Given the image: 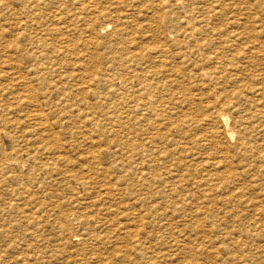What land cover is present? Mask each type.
<instances>
[{
    "label": "rangeland",
    "instance_id": "obj_1",
    "mask_svg": "<svg viewBox=\"0 0 264 264\" xmlns=\"http://www.w3.org/2000/svg\"><path fill=\"white\" fill-rule=\"evenodd\" d=\"M261 128L264 0H0V264H264Z\"/></svg>",
    "mask_w": 264,
    "mask_h": 264
},
{
    "label": "bare ground",
    "instance_id": "obj_2",
    "mask_svg": "<svg viewBox=\"0 0 264 264\" xmlns=\"http://www.w3.org/2000/svg\"><path fill=\"white\" fill-rule=\"evenodd\" d=\"M200 1H201V0H200ZM178 5H180V4H178ZM178 5H176V6H178ZM210 5H211V4H210ZM180 6H181V5H180ZM214 6H215V4H214ZM212 8H213V7H211V9H212ZM178 9H179V8H178ZM183 10H185V9H183ZM214 10H215V8H214ZM208 11L211 12L212 10H211V11L208 10ZM215 11H217V10H215ZM215 11H212V12L214 13ZM218 13H219V12H218ZM214 15H215V14H213V16H214ZM220 16H222V15H220ZM219 18H220V17H219ZM227 20H229V19L227 18ZM230 20H231V19H230ZM190 21H193V19H192V20L190 19ZM179 22H182V21H179ZM230 22H232V24H233V21H230ZM230 22H228V23H230ZM179 24H180V23H179ZM177 25H178V23H177ZM191 25H192V24H191ZM109 27H110V24H105V25H101V26H99V29H100L101 32H104V31L107 30ZM190 27H191V26H190ZM187 28H188V27H187ZM185 29H186V28H185ZM190 29H191V31H190ZM201 29H202L201 27H198V28H194V27H193V30H192V28H189L190 33H189L188 30H187V32H188V36H189V37H192V36L194 37L195 34H198V35L201 34L202 32H201V33H200V32L197 33V31H196V30L202 31ZM203 29H204V28H203ZM185 33H186V31H185ZM213 34H214V33H213ZM184 35H185V34H184ZM214 35H217V36H218L219 34H216V33H215ZM186 37H187V36H186ZM195 38H197V37H195ZM192 39H193V38H192ZM187 41H188V40H187ZM187 41H186V42H187ZM195 41L198 43V40H195ZM188 42H189V41H188ZM193 42H194V41H193ZM187 45H188V44H187ZM195 46H199V45L196 44ZM202 47H203V45H202ZM204 47H206V46H204ZM204 47H203V48H204ZM203 48H200V49H203ZM197 49H198V48H197ZM200 49L198 50L199 52H200ZM160 51H161V50H160ZM198 51H196V52H198ZM196 52H195V53H196ZM193 53H194V52H193ZM119 87H120V88H116V89H117V90H120L121 87H123V86L119 85ZM123 90H124V89H123ZM123 90H122V91H123ZM122 91H121V92H122ZM118 92H119V91H118ZM126 92H128V90L123 91V93H126ZM146 105H148L149 108H152L153 103H152V102H149V100L146 99V100L144 101V104H143L141 107H144V106H146ZM134 110H135V109H134ZM132 113H133V111H132ZM135 113H136V112H135ZM139 114H140V113H139ZM143 114H144V113H143ZM141 115H142V114H141ZM33 118H34V117H33ZM41 118H43V117H41ZM41 118H39V120H41ZM34 119H38V118H34ZM218 119H219L220 122H221V123H220V124H221V127H222V130H221V131H223V133H224L223 135H224L226 138H225L222 134H221V135L225 138V140L227 139L229 142H234V141H235V132L233 131L232 126L230 125V121H229V117H228V115H227L226 113H224V112H221V113L218 115ZM246 119H248V118H246ZM29 120H30V117H29ZM31 121H32V120H31ZM35 121H37V120H35ZM32 122H33V121H32ZM35 123H36V122H35ZM39 123H40V121H39ZM218 123H219V122H218ZM33 124H34V123H33ZM37 125H38V124H37ZM41 125H42V124H41ZM41 125H40V127H41ZM159 125H160V124H159ZM159 125L157 124V127L155 128V130H158V126H159ZM217 125H218V124H217ZM217 125H216V126H217ZM248 125H250V124H248ZM216 126H215V127H216ZM35 127H37V126L35 125ZM42 127H43V126H42ZM160 127H161V125L159 126V128H160ZM182 127H183V126H182ZM198 127H200V126L198 125ZM219 127H220V126H219ZM245 127H246V126H245ZM194 129H195V128H193V130H194ZM216 129H218V128H216ZM219 129H220V128H219ZM256 129H258V128H256ZM261 129H264V128H261ZM193 130H192V131H193ZM213 130H214V129H213ZM213 130H212V131H213ZM245 130H246V129H245ZM258 130H259V129H258ZM243 131H244V130H243ZM260 131L263 132V130H260ZM213 132H214V131H213ZM244 132H245V131H244ZM221 133H222V132H221ZM256 133H257V132H256ZM258 133H259V132H258ZM258 133H257V134H258ZM247 134H248V133H247ZM260 134H261V133H260ZM215 135H216V134H215ZM219 135H220V134H219ZM253 135H254V134H253ZM258 136H260V135L258 134ZM185 137H186V136H183V133H182V136L179 137V138H184V139H185ZM199 137H201V136H199ZM199 137H197L198 140H200ZM204 137H206V136H204ZM218 137H219V136H218ZM260 137H261V136H260ZM138 138H139V137H138ZM149 138H151V137H149ZM202 138H203V137H202ZM257 138H258V137H257ZM145 139L148 140V138H145ZM143 140H144V139H143ZM146 140H144V141L146 142ZM186 140H188V138H187ZM191 140H192V139H191ZM191 140H190V142H191ZM223 140H224V139H223ZM227 140H226V141H227ZM154 141H155V140H154ZM206 141L208 142V140H206ZM206 141H205V142H206ZM147 142H149V140H148ZM188 142H189V141H188ZM194 142H195V141H194ZM157 143H159V142H156V144H157ZM192 143H193V142H192ZM192 143H191V144H192ZM195 143H196V142H195ZM197 143H198V142H197ZM208 143H209V142H208ZM212 143H213V145H214V143H215L216 145H219L218 142H215V141H212ZM150 144H151V143H150ZM156 144H154V146H155ZM199 144H201V143H199ZM206 144H207V143H206ZM152 145H153V144H152ZM158 145H159V144H158ZM160 145H161V144H160ZM193 145H194V143H193ZM195 145H196V144H195ZM202 145H203V142H202ZM208 145H209V144H208ZM241 145H242V144H241ZM161 146H162V145H161ZM189 146H192V145L189 144ZM204 146H205V145H204ZM244 146H245V144H244ZM143 147H144V146H143ZM206 147H207V145H206ZM241 147H242V146H241ZM246 147H247V146H246ZM144 148H145V147H144ZM154 148H155V147H154ZM142 150H143V149H142ZM148 150H149V149H148ZM148 150H146V151H148ZM152 150H153V149H152ZM243 150H244V148H243ZM146 151H145V152H146ZM149 151H151V150H149ZM244 151H245V150H244ZM160 152H162V151H160ZM155 154H157V153H155ZM158 154H159V153H158ZM148 155H149V153H148L146 156H148ZM154 156H155V155H154ZM210 157H211V156H210ZM212 157H214V155H213ZM146 158H147V157H146ZM150 158H151V156H150ZM152 158H153V157H152ZM160 158H161V155H159V156L157 155V156H156V161L158 162V159H160ZM220 158H221V157H220ZM222 158H224V157H222ZM153 159H155V158H153ZM161 159H162V158H161ZM17 160H18V159H17ZM17 160L14 159V158H10V157L6 158V159H5V161H6L5 164H2V165L0 166V175H2V172H3L4 170H6L5 168H6L7 166H10V167H11V165H17V164H18V161H17ZM162 160H163V159H162ZM221 160H222V159H221ZM225 160H226V159H225ZM153 161H154V160H153ZM210 161H211V163H212V160H210ZM216 161H217V160H216ZM226 161H227V160H226ZM21 162H22V161H21ZM148 162H149V161H148ZM154 162H155V161H154ZM160 162H161V161H160ZM160 162H159V163H160ZM217 162H220V160L217 161ZM3 163H4V162H3ZM215 163H216V162H215ZM215 163H214V164H215ZM221 163H222V162H221ZM223 163H224V162H223ZM228 163H229V162H228ZM148 164H149V163H148ZM148 164H147V165H148ZM229 164H230V163H229ZM149 165H150V164H149ZM152 165H153V164H152ZM216 165H217V163L215 164V166H216ZM223 165H224V164H223ZM213 166H214V165H213ZM215 166H214V167H215ZM221 166H222V165H221ZM221 166H219V168L216 166V168L220 169ZM211 167H212V165H211ZM8 168H9V167H8ZM12 168H13V166H12ZM12 168H11V169H12ZM174 168H175V167H174ZM146 169H147V168H146ZM166 169H168V168H166ZM212 169H213V168H211V170H212ZM214 169H215V168H214ZM14 170H15V169H14ZM14 170L11 171V172H14ZM20 170H21V169H20ZM20 170H19V171H20ZM147 170H149V168H148ZM147 170H146V172H147ZM7 171H8V170H7ZM7 171H5V172H7ZM9 171H10V169H9ZM29 171H30V170H29ZM29 171H26V172H29ZM170 171H171V170H170ZM174 171H179V170H174ZM11 172H8V173L11 174ZM16 172H17V171H16ZM144 172H145V171H144ZM148 172H149V171H148ZM148 172H147V173H144V174H141V175L143 176V179H144V181L142 182L141 185H144L145 188H149L150 186L152 187V185L155 184L154 179H152V178L150 177V175H149ZM8 173H7V174H8ZM20 173H21V171H20ZM169 173H172V172H169ZM173 173H174V172H173ZM10 174H8V175H10ZM17 174H18V172H17ZM23 174H24V173H23ZM25 174H27V173H25ZM31 174H33V173L30 171V175H31ZM175 174H176V173H175ZM27 175H29V174H27ZM18 176H19V174H18ZM18 176L16 175V177H18ZM25 176H26V175H24V177H25ZM31 176H32V175H31ZM171 176H172V175H171ZM210 176H212V180H213V177H220V178H222V174H212V175H210ZM210 176H209L208 178H210ZM9 177H10V176H9ZM145 177H146V178H145ZM173 177L177 179V178H181L182 176L179 175V174H178V175L176 174V176L173 175ZM2 178H3V176L1 177V179H2ZM4 178H5V177H4ZM6 178H7V177H6ZM147 178H148V179H147ZM171 178H172V177H171ZM14 179H15V178H14ZM16 179H17V178H16ZM16 179H15V180H16ZM18 179H19V178H18ZM22 179H23V178H22ZM30 179H31V178H30ZM32 179H34V178H32ZM35 179H36V178H35ZM139 179H140V178H139ZM143 179H140V180H143ZM210 179H211V178H210ZM214 179H215V178H214ZM3 180H5V179H3ZM8 180H9V178H8ZM18 181H19V180H18ZM18 181H17V183H18ZM29 181H30V180H29ZM13 182H15V181H12L11 183H13ZM27 182H28V181H27ZM151 182H152V183H151ZM0 183H1V181H0ZM7 183H8V181H7ZM7 183H6V184H7ZM20 183H21V182H20ZM2 184H3V183H2ZM6 184H5V185H6ZM28 184H30V186H31V182H30V183L28 182L27 185H28ZM0 185H1V184H0ZM16 185H17V184H16ZM20 185H21V184H20ZM20 185H19V186H20ZM11 186H12V185H11ZM24 187H26V184L24 185ZM6 188H7V186H6ZM8 188H9V187H8ZM8 188H7V189H8ZM27 188H28V187H27ZM27 188H26V191H28ZM7 189H6V190H7ZM14 189H16V188H14ZM19 189H20V188H19ZM19 189H17V190H19ZM22 189H24V188H22ZM22 189H21V190H22ZM0 190H2V189H0ZM21 190H20V191H21ZM24 190H25V189H24ZM24 190H22V191L24 192ZM29 190H30V188H29ZM8 191H9V189H8ZM8 191H7V192H8ZM11 191H12V189H11ZM11 191H9V192L11 193ZM26 191H25L24 193H26ZM169 191H170V190H169ZM15 192H16V191H15ZM15 192H14V193H15ZM17 192H18V191H17ZM170 192H171V191H170ZM0 193H1V192H0ZM10 193H9V194H10ZM28 193H29V192H28ZM28 193H26V194H28ZM2 194H3V193H2ZM9 194H8V196H9ZM4 195H6V194H4ZM12 195H14L13 192H12ZM18 195L21 196V194H19V193H18ZM115 195H116V194H115ZM115 195H114V196H115ZM172 195H173V194H172ZM2 196H3V195H2ZM2 196H1V197H2ZM16 196H17V194H16ZM28 196H29V195H28ZM4 197H5V196H4ZM6 197H7V196H6ZM10 197H11V195H10ZM21 197H22V196H21ZM15 198H16V197H15ZM15 198H14V199H15ZM17 198H18V197H17ZM19 198H20V197H19ZM112 198H113V197H112ZM114 198H115V197H114ZM1 199H2V198H1ZM3 199H4V198H3ZM8 199H10V198H8ZM12 199H13V198H12ZM103 199H104V198H103ZM103 199H102V200H103ZM105 199H106V198H105ZM6 200H7V199H6ZM6 200H5V201H6ZM16 200H17V199H16ZM19 200H21V199H19ZM183 200H184V199H183ZM5 201H4V202H5ZM10 201H11V200H9V202H10ZM21 201H22V200H21ZM28 201H29V199H28ZM103 201H104V200H103ZM103 201H102V202H103ZM108 201H109V200H108ZM151 201H152V200H151ZM4 202L2 201V203H4ZM7 202H8V201H7ZM22 202H24V201H22ZM22 202L19 203V204H22ZM80 202H81V201H80ZM84 202H85V201H84ZM0 203H1V202H0ZM2 203H1V205L3 206ZM12 203H13V202H12ZM17 203H18V202H17ZM85 203H86V202H85ZM88 203H89V202H88ZM105 203H106V201H105ZM151 203H153V202H151ZM5 205H6V203H5ZM8 205H9V204H8ZM15 205H16V206H19V205H17V204H15ZM84 205H85V204H84ZM87 205H88V204H87ZM102 205H103V203H102ZM11 206H12V205H11ZM13 206H14V205H13ZM13 206H12V207H13ZM77 206H78V205H77ZM82 206H83V205H82ZM85 206H86V205H85ZM244 206H246V205H244ZM251 206L254 207V205H250V208H251ZM5 207H7V206H5ZM8 207H10V205H9ZM19 207H20V206H19ZM19 207H18V208H19ZM87 207H88V206H87ZM87 207H86V209H87ZM247 207H248V206H247ZM0 208H1V207H0ZM20 208H21V207H20ZM20 208H19V209H20ZM3 209H4V208H3ZM22 209H24V208H22ZM22 209H21V210H22ZM57 209H58V208H57ZM79 209H80V208H79ZM245 209H246V208H245ZM5 210H6V209H5ZM15 210H16V209H15ZM15 210H13V211H15ZM59 210H60V209H59ZM103 210H104V209H103ZM107 210H108V209H107ZM248 210H252V208H251V209H248ZM0 211H1V212H4V211H2V210H0ZM8 211H9V210H8ZM8 211H7V212H8ZM23 211H24V210H23ZM25 211H26V210H25ZM78 211H80V210H78ZM81 211H82V210H81ZM166 211H169V210H166ZM252 211H253V210H252ZM7 212H6V213H7ZM11 212H12V211H11ZM19 212H21V211H19ZM56 212H57V211H56ZM58 212H59V211H58ZM96 212H97V210H96ZM105 212H107L106 209H105ZM174 212H176V211H174ZM174 212H172V213H174ZM6 213H4V214H5V215H9L8 213H10V212H8L7 214H6ZM22 213H24V212H22ZM22 213H20V214H22ZM89 213H90V211H89ZM99 213H101V212H99ZM103 213H104V212H103ZM168 213H169V212H168ZM258 213H259V212H258ZM10 214H11V213H10ZM174 214H175V213H174ZM256 214H257V213H256ZM259 214H260V213H259ZM5 215H4V216H5ZM14 215H15V214H13V216H14ZM23 215L25 216V214H23ZM81 215H82V212H81ZM83 215H84V214H83ZM88 215H89V214H88ZM98 215L101 216V214H98ZM103 215H104V214H103ZM2 216H3V215H2ZM9 216H10V215H9ZM139 216H140V215H139ZM0 217H1V216H0ZM6 217H7V216H6ZM14 217H15V216H14ZM18 217H19V215H18ZM25 217H26V216H25ZM78 217H79V216H78ZM83 217L85 218V215L82 216V218H83ZM104 217H105V216H103L102 218H104ZM143 217H144V216L141 215V216L139 217V219H138V218H137V219H138V220H140L141 218L144 219ZM170 217H171V216H170ZM2 218H3V217H2ZM2 218H1V219H2ZM9 218H10V217H9ZM75 218H76V217H75ZM79 218H80V217H79ZM90 218H91V217H90ZM100 218H101V217H100ZM4 219H5V218H4ZM7 219H8V217H7ZM17 219H18V218H17ZM17 219L15 218V220H17ZM19 219H20V218H19ZM24 219H25V218H24ZM24 219L21 218L20 220H24ZM104 219H105V218H104ZM104 219H103V221H104ZM106 219H107V218H106ZM137 219H135V217H134V220H133V221H134V222H137ZM165 219L167 220V218H165ZM8 220H9V219H8ZM12 220H13V219H12ZM6 221H7V220H6ZM17 221H18V220H17ZM84 221H85V219H84ZM86 221H87V218H86ZM98 221H99V220H98ZM100 221H101V219H100ZM109 221H110V220H109ZM141 221H142V220H141ZM141 221H140V222H141ZM8 222H9V221H8ZM10 222H12V221H10ZM15 222H16V221H15ZM105 222H106V220H105ZM140 222H139V223H140ZM0 223H1V222H0ZM2 223H3V220H2ZM2 223H1V224H2ZM4 223H5V222H4ZM18 223H19V222H18ZM61 223H62V222H61ZM85 223H86V222H85ZM90 223H91V222H90ZM137 223H138V222H137ZM10 224H11V223H10ZM10 224H9V225H10ZM105 224L108 225L107 222H106ZM14 225H15V224H14ZM18 225H20V224H18ZM77 225H78V224H77ZM80 225H81V224H80ZM0 226H1V225H0ZM5 226H7V225H5ZM87 226H88V225H87ZM105 226H106V225H105ZM113 226H114V225H113ZM113 226H112V227H113ZM82 227H83V226H82ZM82 227L80 226L81 229H82ZM84 227H85V226H84ZM109 227H110V226H109ZM5 228H6V227H5ZM8 228H9V226H8ZM10 228H12V225H11ZM15 228H16V227H15ZM91 228H92V227H91ZM91 228H89V229L91 230ZM93 228H94V227H93ZM2 229H3V228H2ZM13 229H14V227H13ZM85 229H86V228H85ZM89 229H88V230H89ZM95 229H96V228H95ZM122 229H123V228H122ZM171 229H172V228H171ZM173 229L175 230V228H173ZM174 230H173V231H174ZM81 231H82V230H81ZM86 231H87V230H86ZM96 231H97V230H96ZM107 231H109V230H107ZM118 231H121V230L119 229ZM168 231H169V230H167V232H168ZM173 231L170 230V231L168 232V235L171 236V234L173 233ZM2 232H4V230H3ZM5 232H6V231H5ZM105 232H106V231H105ZM105 232H104V234H106ZM134 232H137V231H134ZM170 232H171V234H170ZM178 232H180V231H177V234H178ZM0 233H1V232H0ZM91 233H93V232H91ZM121 233H122V231H121ZM195 233H197V232H195ZM73 234H74V233L72 232L71 235H73ZM85 234H86V233H85ZM88 234H89V233H87V237L89 236ZM93 234H94V233H93ZM134 234H135V233H134ZM137 234H138V232H137ZM183 234L185 235L184 232H183ZM183 234H182V235H183ZM243 234H244V233H243ZM3 235H4V233H3ZM5 235H7V233H5ZM74 235H75V234H74ZM74 235H73V236H74ZM90 235H91V234H90ZM102 235H103V233H102ZM106 235H107V234H106ZM106 235H103V237L106 236ZM128 235H130V232H128L127 234H125V237H129ZM131 235H133V234H131ZM184 235H183V237H184ZM186 235H187V238H188V234H187V233H186ZM186 235H185V236H186ZM194 235H195V234H194ZM240 235H241V234H240ZM8 236H9V234H8ZM76 236H77V235H76ZM82 236H83V235H82ZM117 236H118V235H117ZM170 236L167 237L168 240H170L169 238L172 237V236H171V237H170ZM175 236H176V235H174L173 238H175ZM189 236H190V233H189ZM191 236L193 237V234H191ZM244 236H246V235H244ZM54 237H55V236H54ZM70 237H72V236H70ZM78 237H79V236H78ZM78 237H77V238H78ZM95 237H96V236H95ZM135 237H137V236H135ZM179 237H180L179 240H181V239L183 238V237L181 238V235H180ZM0 238H1V239H4V236H3V238H2V235H1ZM55 238H56V237H55ZM88 238H89V237H88ZM105 238H107L106 240H108L109 237L107 236V237H105ZM137 238H138V237H137ZM173 238H171V240H172ZM177 238H178V237H177ZM185 238H186V237H185ZM187 238H186V239H187ZM1 239H0V241H1ZM5 239H6V238H5ZM7 239H8V237H7ZM56 239H57V238H56ZM71 239H73V238H71ZM92 239H94V238H92ZM189 239H190V237H189ZM197 239H198V238H197ZM8 240H9V239H8ZM100 240H101V239H100ZM133 240H134V242L138 243V242H137L138 239H136V238L134 239V238H133ZM175 240L177 241L178 239H175ZM175 240H174V241H175ZM183 240H184V239H183ZM187 240H188V239H187ZM194 240H196V239H194ZM9 241H11V240H9ZM13 241H14V240H13ZM54 241H55V239H54ZM57 241H58V240H57ZM86 241H87V239H86ZM90 241H91V240H90ZM97 241H99V240H96V242H97ZM108 241H109V240H108ZM110 241H111V240H110ZM139 241H140V240H139ZM184 241H185V240H184ZM188 241H189V240H188ZM1 242H2V241H1ZM16 242H17V241H16ZM96 242H95V243H96ZM101 242H102V241H100V243H101ZM140 242H141V241H140ZM140 242H139V243H140ZM166 242H167V241H166ZM191 242H192V241H191ZM197 242H198V241H197ZM8 243H9V242H8ZM11 243H12V241H11ZM80 243L82 244V242H80ZM83 243H84V241H83ZM92 243H93V242H92ZM97 243H98V242H97ZM104 243H105V242H104ZM113 243H114V242H113ZM172 243H173V242H172ZM182 243H183V242H182ZM192 243H195V242L193 241ZM88 244H91V243H89V241H88ZM98 244H99V243H98ZM101 244H102V243H101ZM114 244H115V243H114ZM141 244H142V243H141ZM170 244H171V243H170ZM174 244H175V243H174ZM177 244H178V243H177ZM180 244H181V242H180ZM184 244H186V243L184 242ZM190 244H191V243H190ZM196 244H198V243H196ZM0 245H1V244H0ZM13 245L15 246L16 244H15V243H12V248H13ZM99 245H100V244H99ZM109 245H110V248L112 249V247H113V246L111 247L112 243L109 244ZM109 245H108V246H109ZM85 246L87 247V245H85ZM91 246H92V245H91ZM108 246H107V247H108ZM168 246H169V244H168ZM168 246H167V247H168ZM173 246H174V245H173ZM173 246H172V247H173ZM88 247H89V246H88ZM88 247H87V248H88ZM96 247H97V245H96ZM98 247H99V246H98ZM98 247H97V249H98ZM100 247H101V246H100ZM100 247H99V248H100ZM170 247H171V246H170ZM178 247H179V246H178ZM10 248H11V247H10ZM91 248H92V247H90V251H91ZM101 248H104V247H101ZM101 248H100V249H101ZM105 248H106V247H105ZM105 248H104V249H105ZM108 248H109V247H108ZM1 249L3 250V248H1ZM1 249H0V251H1ZM95 249H96V248H95ZM113 249H114V247H113ZM113 249H112V250H113ZM169 249H170V248H169ZM87 250H88V249H87ZM114 250H115V249H114ZM114 250H113V251H114ZM99 251H100V250H99ZM217 251H218V250H217ZM91 252H92V251H91ZM100 252H101V251H100ZM102 252H103V251H102ZM107 252H108V251H107ZM6 253H7V252H6ZM23 253H24V252H23ZM83 253H84V252H83ZM96 253L100 254L99 252H96ZM96 253H93V254H95L94 256H87V257L84 256V254H83V256L81 255L82 258L85 259V260L81 261V263L83 262V263L85 264V262H86V263L89 262L88 260H90V259H92L93 257H95V256L98 255V254H96ZM104 253H106V251H105ZM81 254H82V253H81ZM111 254H112V253H111ZM111 254H110V255H111ZM113 254H114V253H113ZM101 255H102V254H101ZM101 255H100V256H101ZM105 255H106V254H105ZM105 255H104V257L107 258ZM110 255H107V256H110ZM145 255H146V257H147L148 260L155 261V262L157 261L156 264H162V263H164V261H165L164 257H163L160 253L155 252V251H152V250L149 251V252H145ZM9 256H10V255H9ZM10 257H11V256H10ZM10 257H9V258H10ZM13 257H14V256H13ZM97 257H99V256H97ZM113 257H114V255H113ZM101 258H103V257H101ZM96 259H98V258H96ZM103 259H104V258H103ZM111 259H112V257H111ZM9 260H10V259H9ZM9 260H8V261H9ZM98 260H99V259H98ZM145 260H146V259H145ZM8 261H6V262H8ZM18 261H22V263L26 264V256H23V257H19V256L14 257V259H13L12 261H10V262H13L12 264H20L21 262L18 263ZM90 261H91V260H90ZM99 261H100V260H99ZM101 261H102V260H101ZM101 261H100V262H101ZM105 261H106V260H105ZM108 261H109V260H108ZM102 263H105V262L103 261ZM102 263H101V264H102ZM106 263H107V261H106ZM9 264H10V263H9ZM78 264H80V263H78ZM88 264H89V263H88Z\"/></svg>",
    "mask_w": 264,
    "mask_h": 264
}]
</instances>
